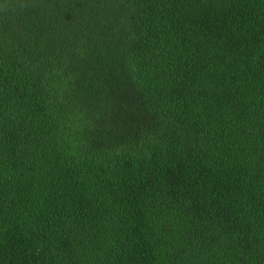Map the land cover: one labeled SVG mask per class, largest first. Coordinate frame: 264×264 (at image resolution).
Returning a JSON list of instances; mask_svg holds the SVG:
<instances>
[{
    "label": "trees",
    "instance_id": "obj_1",
    "mask_svg": "<svg viewBox=\"0 0 264 264\" xmlns=\"http://www.w3.org/2000/svg\"><path fill=\"white\" fill-rule=\"evenodd\" d=\"M0 264H264V0H0Z\"/></svg>",
    "mask_w": 264,
    "mask_h": 264
}]
</instances>
